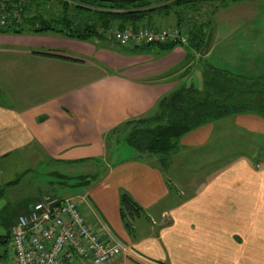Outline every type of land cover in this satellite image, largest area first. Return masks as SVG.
<instances>
[{
	"label": "crops",
	"instance_id": "0c3cea01",
	"mask_svg": "<svg viewBox=\"0 0 264 264\" xmlns=\"http://www.w3.org/2000/svg\"><path fill=\"white\" fill-rule=\"evenodd\" d=\"M251 31L246 34L254 35L243 36L247 43L236 51L225 45L222 57L228 62L258 57L264 66V42L259 45L261 37ZM0 45L11 48L0 54L15 56L0 58V166L28 162L35 167L33 177L62 179V171L92 164L94 173L84 176H98L97 181L74 198H85L81 209L93 227L100 231V221L128 249L106 264H264L263 119L232 117L244 134L228 142L222 120L207 124L181 138L176 153L166 157L125 158L126 146L108 137L126 121L150 115L162 97L183 85L181 75L158 79L186 61L183 48L156 56L121 54L107 43L55 33L0 35ZM211 53L209 48L205 57ZM181 154L188 156L190 168L175 174L179 184L181 179L187 184L175 196L163 165L175 173ZM14 182L5 190L26 186L28 196L20 199L31 202L24 213H15V225L46 196L66 199L42 195L40 184L28 180L27 173ZM123 193L140 209L129 219L130 227L121 214ZM5 203L4 192L3 225ZM6 232L0 229V243L7 241ZM5 258L0 256V264L12 261Z\"/></svg>",
	"mask_w": 264,
	"mask_h": 264
},
{
	"label": "trees",
	"instance_id": "16d2710c",
	"mask_svg": "<svg viewBox=\"0 0 264 264\" xmlns=\"http://www.w3.org/2000/svg\"><path fill=\"white\" fill-rule=\"evenodd\" d=\"M51 1L0 0V4L6 3L5 8L0 10V17H7V23L0 25V35L55 33L83 42L95 38L108 40L104 32L113 28V25H117L118 29H157L159 27L155 26V21L146 23V20L156 15L164 20L174 17L177 19L176 27L187 26V46L167 42L145 46L132 44L128 47L113 42L114 48L118 47L116 51L121 54H137L146 52L152 46L166 55L182 47L187 61L197 51L205 57L211 43L209 34H205L204 24L198 25L194 19L186 20L188 13L199 11L198 8L205 3L220 2L226 8L245 0H59L62 10L57 18H47L43 12H32V7L36 9ZM86 12H92V16H80ZM203 84L201 91L184 86L172 91L157 102L150 115L126 121L113 129L108 137L131 148L138 156L166 157L176 153L181 138L207 124L243 114H253L264 120V73L248 77L203 64ZM78 179L76 186L84 188L97 181L98 176H79ZM15 184L11 182L10 186ZM5 191L0 192V195ZM120 203L122 217L130 227L129 219L133 218V213L139 215L140 209L126 193L122 194Z\"/></svg>",
	"mask_w": 264,
	"mask_h": 264
},
{
	"label": "rangeland",
	"instance_id": "374dc122",
	"mask_svg": "<svg viewBox=\"0 0 264 264\" xmlns=\"http://www.w3.org/2000/svg\"><path fill=\"white\" fill-rule=\"evenodd\" d=\"M110 1H124V0H110ZM254 2V3H253ZM252 3H249V1L245 0L240 5H232L228 8H225L222 6V3H205L202 6H200L198 9L199 11H191L186 16V20H196L198 21V25L204 24L205 34H209L210 36V49L212 50L211 55L204 58V56L201 54V52L197 51L195 52V56L191 60L185 61L183 64L175 68L173 71L166 74L164 77H174L179 75L184 76V83L182 86L184 87H192L197 91H201L204 88L203 84V64H207L216 68V69H224L229 70L233 74L237 75H243L248 77H256L263 73L264 66H260L259 63L261 62L260 58H254L253 62L251 59H234L232 62H228L226 59L222 57L223 47L225 45H228L232 47L233 51H236V46H239L241 44H246L247 40L243 38L245 37H252L254 34H246V31H251V33H256L255 37H261L260 41H258V44L261 45V42H264V0H253ZM41 7L33 8L32 12L34 14L38 12H43L44 16L49 18H57L61 14L62 6L60 5L59 0H53L47 4L43 3ZM248 4H250L248 6ZM40 9V10H38ZM36 11V12H35ZM83 18H90L92 16V12H86L82 15ZM185 20V21H186ZM149 21H155V26L160 27H170L175 28L177 24V19L174 17H169L164 19H159L158 16H154L151 18H148L146 20V23H149ZM161 22V23H156ZM194 22V21H192ZM251 28V29H250ZM111 29H118L117 25H113V28ZM109 29V30H111ZM181 29H183L186 33L187 26H183ZM109 30L105 31L104 34L109 32ZM256 30H259L260 32H256ZM13 36V35H9ZM257 39V38H256ZM94 42H102L107 43L110 46H115L113 42H111V39L108 40H101V39H92ZM256 41V40H254ZM135 45H142L145 46V44H135ZM11 46V45H10ZM131 45H128L130 47ZM12 47V46H11ZM11 49L4 45H0V49ZM118 48V47H117ZM116 48V49H117ZM182 48V47H181ZM242 47H239L241 49ZM185 51V49H183ZM36 51H43L41 48H37ZM159 49L156 47H150L147 49V54H151L152 56H156L159 53ZM145 52V51H144ZM143 52V53H144ZM149 52V53H148ZM9 57H15L14 55L10 54H0V58H9ZM1 100L5 101L6 98H1ZM235 119L228 118L220 121L221 126H227L228 127V135L225 137V142L239 139L244 134V131H239L234 126ZM240 132V133H239ZM246 136H251L246 134ZM228 140V141H227ZM126 150V151H125ZM123 151V155L125 158L133 157L137 153H135L131 148L126 147ZM252 150H249V153ZM262 154V152H261ZM258 158H261L259 156ZM176 163L178 165V168H176L177 171L175 173H172L170 171L171 168H167V165L164 164V169L166 170V173L168 174V177L171 178V181L173 183L174 188V195L176 194L175 191L178 189L179 191H182V187H187V184L182 181L180 184L175 179V174L178 172L186 173L187 169L190 168L188 166V163H190V160L186 154H181L178 156ZM65 167L61 166L57 168L58 170H63ZM35 167L33 164H29L28 162H19L17 164H12L11 167H4V165L0 166V190L1 189H7L6 184L9 182H14L16 179H19L22 177L23 174L27 173L28 180L34 182L35 184L41 186V194L44 195V193H50V194H57L59 197L62 198H74L79 196V193H82L84 190L79 189V186H76V183L79 182L78 177L84 176V175H90L94 173L95 169L93 168L92 164L90 165H84V166H74L68 168V170L62 171L64 176L62 179L54 177V176H35ZM34 171V172H33ZM49 172L46 170V173ZM35 178V179H34ZM48 182L50 184H48ZM185 185V186H183ZM32 186V185H31ZM30 191H32L34 188L29 187ZM46 191V192H45ZM29 195H32V192H29ZM28 196L27 193V187L23 186L21 190L18 191H12L7 190L5 191V214L4 215V225L0 224V229H3L4 232L7 230V235L4 236L5 239H7L6 242L0 243V256L2 257V260H5L7 256V260L10 259L13 256V249L11 246V239H8L15 223H16V216L15 213L18 211L21 213L23 209H28L29 206H31V202H28V200L24 201L23 199H20L21 197ZM38 196V195H37ZM176 196V195H175ZM19 198L14 203V198ZM77 203L82 204V208L86 206V203L83 200H80L78 198H74ZM83 212L84 209H81ZM24 213V211H23ZM18 215V214H17ZM129 219V218H128ZM130 222V221H129Z\"/></svg>",
	"mask_w": 264,
	"mask_h": 264
},
{
	"label": "built area",
	"instance_id": "2783aa9c",
	"mask_svg": "<svg viewBox=\"0 0 264 264\" xmlns=\"http://www.w3.org/2000/svg\"><path fill=\"white\" fill-rule=\"evenodd\" d=\"M5 6L6 3H1L0 10ZM6 23L7 17L3 15L0 25ZM105 35L120 46L189 44L188 36L179 27H128L111 29ZM81 200L86 203L84 197ZM99 224L100 231L89 223L81 204L74 198L46 196L28 214L18 218L11 234L13 256L9 264H79L80 261L106 264L126 255L128 249L117 242L100 221Z\"/></svg>",
	"mask_w": 264,
	"mask_h": 264
},
{
	"label": "water",
	"instance_id": "95a60500",
	"mask_svg": "<svg viewBox=\"0 0 264 264\" xmlns=\"http://www.w3.org/2000/svg\"><path fill=\"white\" fill-rule=\"evenodd\" d=\"M136 47H138V46H136Z\"/></svg>",
	"mask_w": 264,
	"mask_h": 264
}]
</instances>
